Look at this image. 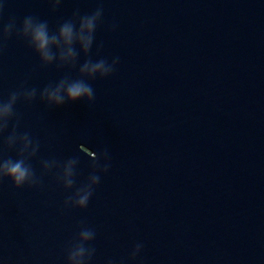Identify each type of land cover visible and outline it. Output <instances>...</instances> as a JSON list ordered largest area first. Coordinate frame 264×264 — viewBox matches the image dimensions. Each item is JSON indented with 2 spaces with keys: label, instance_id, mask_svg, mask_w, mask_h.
I'll return each instance as SVG.
<instances>
[{
  "label": "water",
  "instance_id": "obj_1",
  "mask_svg": "<svg viewBox=\"0 0 264 264\" xmlns=\"http://www.w3.org/2000/svg\"><path fill=\"white\" fill-rule=\"evenodd\" d=\"M0 3V24L34 15L50 29L102 6L89 55L119 57L112 76L91 81L92 107L47 109L39 95L17 104L18 130L41 145L38 175L42 159L79 156L78 187L91 164L80 145L107 147L111 167L84 210L64 208L71 193L52 176L33 189L0 184V264H65L81 222L96 231L92 264H264V0H62L55 12L47 0ZM78 66L42 67L13 37L0 98Z\"/></svg>",
  "mask_w": 264,
  "mask_h": 264
},
{
  "label": "clouds",
  "instance_id": "obj_2",
  "mask_svg": "<svg viewBox=\"0 0 264 264\" xmlns=\"http://www.w3.org/2000/svg\"><path fill=\"white\" fill-rule=\"evenodd\" d=\"M47 2L55 12L60 8L62 0ZM3 12L4 4L0 3V16ZM103 13L102 6L84 15L76 9L70 18L60 22L55 29H50L48 21L34 15L23 17L19 24L15 17L0 24V55L4 53L8 41L15 37L25 42L38 57L42 67L55 64L60 69H76L79 65L76 77L66 74L54 84L49 83L39 90L36 87H27L25 81L18 89L10 92L6 99L0 98V184L7 180L16 190L33 189L42 186L45 176H52L57 185L62 186L66 193H71L65 197L64 208L84 210L100 183L101 175L110 170L111 154L107 147L97 155L80 145L79 152L89 157L91 164L87 178L78 187L76 185L79 156H72L63 161L54 157L42 159L39 162L38 175L32 161L40 152V142L31 133L18 130L20 119L16 112L17 104H31L38 95L47 109L60 108L66 103L81 100L86 101L89 107L93 106L95 89L91 81L109 78L119 63V57H114L109 62L105 58L93 60L89 55ZM109 30L115 31V25H110ZM102 48V43L97 45V56ZM81 55L85 57L83 63H79ZM8 153H15V156L7 155ZM95 239L96 231L81 222L78 233L65 247V264H92L96 255L93 244ZM142 249L143 244L136 243L128 260L136 261ZM106 264H115V261L108 259ZM120 264H125V261L122 259Z\"/></svg>",
  "mask_w": 264,
  "mask_h": 264
}]
</instances>
